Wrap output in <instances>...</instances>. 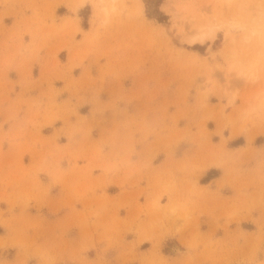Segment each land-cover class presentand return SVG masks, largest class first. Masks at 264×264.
<instances>
[{"label": "rangeland", "instance_id": "obj_1", "mask_svg": "<svg viewBox=\"0 0 264 264\" xmlns=\"http://www.w3.org/2000/svg\"><path fill=\"white\" fill-rule=\"evenodd\" d=\"M139 1L57 0L73 17L57 24L52 6L38 16L43 43L25 48L37 53L39 111L55 121L45 132L79 137L72 157L44 142L52 157L38 164L71 163L77 198L100 205L108 228L119 226V209L145 215L149 264H168L163 242L166 253L199 247L202 264H264V0ZM209 166L200 181L220 171L215 190L196 185Z\"/></svg>", "mask_w": 264, "mask_h": 264}, {"label": "crops", "instance_id": "obj_2", "mask_svg": "<svg viewBox=\"0 0 264 264\" xmlns=\"http://www.w3.org/2000/svg\"><path fill=\"white\" fill-rule=\"evenodd\" d=\"M56 1L0 0V264H149L152 243L146 238L145 215L137 216L134 208L129 212L119 209V226L108 228L103 224L110 222L109 214L102 213L103 208H96L100 205L77 198L76 190L83 188L76 186L77 172L71 163L61 164L60 168L38 164L41 158L52 157L47 149H41L44 142L55 140L57 144L67 145L72 157L76 152L74 144L79 139L72 134L67 141L59 137L57 142V138L51 137L52 132H45L55 121L45 124L47 115L39 111L40 102L46 99L42 95L43 87L38 85L41 76L31 63L37 53L34 48H25L27 44L43 43L37 20L44 13V7H53L57 24L66 16L73 17L65 2L53 5ZM27 29L36 31L37 35L27 36ZM62 50L65 62L67 52ZM82 71L78 76L74 74L75 77L83 76ZM63 95L61 99H65ZM65 105V101H60L55 107L60 109ZM44 109L50 108L47 105ZM106 115L104 127H109L113 120ZM87 116L90 121L91 113ZM76 125L77 121L73 120L59 127L65 130ZM91 137L94 140L97 135ZM190 152L182 148L174 158L184 164ZM212 169L215 168L209 166L198 176L197 186L208 185L210 190H215L220 171L209 181H200ZM180 177L183 192L188 183L183 180L184 176ZM221 192L230 193L227 188ZM138 201L145 202L142 198ZM161 248L160 253L167 257L168 264H193V261L202 264L199 247L181 246L179 251L167 253ZM130 253L136 259L123 262L121 256Z\"/></svg>", "mask_w": 264, "mask_h": 264}, {"label": "bare ground", "instance_id": "obj_3", "mask_svg": "<svg viewBox=\"0 0 264 264\" xmlns=\"http://www.w3.org/2000/svg\"><path fill=\"white\" fill-rule=\"evenodd\" d=\"M110 1H111V0H110ZM135 1H137V3H138L139 6L142 5V4H141V1H139V0H135ZM82 2H83V0H79L78 4H77L76 6H78V5L81 4ZM113 2H114V0H113ZM198 33H199V32H198ZM198 33H197V34H198ZM197 34H195V35H197ZM208 35H210V32L208 33ZM205 36H206V35H205L204 33H201L200 35L198 34V38H199V39H202V40H203V38H205ZM196 37H197V36H196ZM196 37L191 38L190 41L193 42V41L196 39Z\"/></svg>", "mask_w": 264, "mask_h": 264}]
</instances>
